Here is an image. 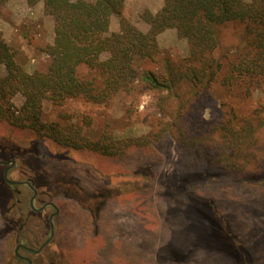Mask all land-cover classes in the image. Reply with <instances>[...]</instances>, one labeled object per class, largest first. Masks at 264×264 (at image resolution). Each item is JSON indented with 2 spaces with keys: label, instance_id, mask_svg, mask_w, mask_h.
I'll use <instances>...</instances> for the list:
<instances>
[{
  "label": "trees",
  "instance_id": "obj_1",
  "mask_svg": "<svg viewBox=\"0 0 264 264\" xmlns=\"http://www.w3.org/2000/svg\"><path fill=\"white\" fill-rule=\"evenodd\" d=\"M6 1L0 0V5ZM40 1L54 20V41L42 50L49 57L45 69H26L19 62V49L0 32V67L5 69L0 76V125L11 129L9 136L0 138L21 142L34 134L61 147L110 157L123 156L133 148L158 151L171 139L178 150L204 162L205 169L188 174L199 180L244 178L255 167L264 117L257 111L242 115L224 97L250 95L264 88V0H164L156 12L141 13L147 30L122 15L126 0L27 3L34 6ZM113 16L120 17L115 31L110 29ZM168 28L187 39L188 54L178 60L165 58L158 70L142 67L145 60H157L158 35ZM227 32L230 41L224 39ZM140 83L159 93L157 105L168 116L147 133L117 139L110 121L100 132L85 133L81 125L67 121V114L52 121L43 118L45 102L64 105L68 99L82 97L108 106L118 98L132 97ZM19 93L24 101L17 106L13 98ZM210 97L219 104L217 121L206 124L197 118L191 134L189 114L198 101ZM196 206L217 225L210 241L220 254L238 264H255L252 250L221 226L223 221L210 203L211 214L203 201H196ZM66 212L61 207L60 217Z\"/></svg>",
  "mask_w": 264,
  "mask_h": 264
},
{
  "label": "rangeland",
  "instance_id": "obj_2",
  "mask_svg": "<svg viewBox=\"0 0 264 264\" xmlns=\"http://www.w3.org/2000/svg\"><path fill=\"white\" fill-rule=\"evenodd\" d=\"M163 3L126 0L122 15L147 30L149 25L141 13L145 9L156 12ZM119 27L120 17L113 16L111 31ZM0 32L19 49V62L26 69L32 72L47 67L49 57L42 50L54 41L55 34L54 20L44 12L43 1L34 6L27 0L1 4ZM224 39L230 41L229 32ZM158 40L157 60H145L142 67L158 70L165 58L178 60L188 54V41L175 28L161 32ZM4 73L0 67V76ZM139 85L132 97L118 98L108 106L82 97L68 99L64 105L45 102L43 118L52 121L67 114V121L81 125L85 133L100 132L110 121L117 139L147 133L168 116L157 105L159 93L145 83ZM224 99L242 115L257 111L264 117V88ZM13 101L20 106L24 97L19 93ZM218 110L219 104L211 97L198 101L187 118L188 131L194 133L197 118L206 124L217 121ZM10 131L0 125V136H9ZM21 142L36 151L41 182L67 210L60 217L62 229L57 235L63 254L60 264H238L220 254L210 241L217 225L196 206L199 200L209 214L210 203L223 221L221 226H227L231 235L252 250L255 264H264V129L257 163L244 178H188L189 173L206 166L199 158L178 150L171 139L161 150L133 148L120 157L61 147L34 134L24 136ZM4 247L0 240V264Z\"/></svg>",
  "mask_w": 264,
  "mask_h": 264
},
{
  "label": "flooded vegetation",
  "instance_id": "obj_3",
  "mask_svg": "<svg viewBox=\"0 0 264 264\" xmlns=\"http://www.w3.org/2000/svg\"><path fill=\"white\" fill-rule=\"evenodd\" d=\"M25 147L0 138V240L5 246L1 264H60L61 207L54 191L41 182L36 151Z\"/></svg>",
  "mask_w": 264,
  "mask_h": 264
}]
</instances>
